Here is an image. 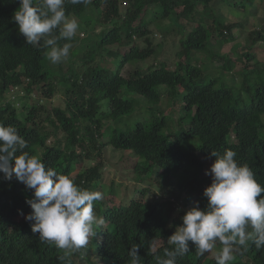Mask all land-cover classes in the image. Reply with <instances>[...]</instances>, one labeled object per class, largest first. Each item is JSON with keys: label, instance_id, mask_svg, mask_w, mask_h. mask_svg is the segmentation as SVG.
<instances>
[{"label": "trees", "instance_id": "1", "mask_svg": "<svg viewBox=\"0 0 264 264\" xmlns=\"http://www.w3.org/2000/svg\"><path fill=\"white\" fill-rule=\"evenodd\" d=\"M215 1L128 0V7L121 11L119 0H87L78 5L66 0V15L80 18L83 24L79 30L86 36L59 43L84 42L87 50L80 55L70 50L68 60L53 65L45 55L46 49L27 45L19 32L13 20L20 7L17 0H0V124L17 128L28 142L24 151L39 156L46 167L68 175L79 187L91 191L103 185L102 161L85 170L76 167L90 162L95 149L96 157L108 146L131 152L137 158L133 169L155 178L154 186L163 198L119 200L111 184L108 194L114 196L112 202H94L97 217H103L105 223L95 227L96 235L84 249L65 255L55 245L42 243L39 234L32 232V224L19 214L31 213L26 200L33 198L32 190L15 178L4 181L0 174V264H129L133 243L143 245L138 252L141 264H154L155 255H163L165 247H173L167 240L182 223L181 217L196 202L201 209L206 207L203 192L210 186L211 177L205 171L215 160L210 156L212 151H235L238 163L247 164L257 182L264 185L263 72L257 70L255 83L243 94H233L225 84L218 86L219 79L203 81L200 67L193 65L199 60L212 63L224 59L210 47V38L215 35L227 42L232 29L241 26L234 21L221 23L214 14ZM155 5L159 8L153 20V25H160L157 32L150 28L151 21L142 20L147 7ZM92 9L98 13L91 20L108 27L91 45L92 30L84 24L88 25L85 16ZM179 18L193 22L192 29L186 31L178 23ZM158 33L163 40L170 34L180 36L176 59L188 61L185 69L170 67L166 59L159 58L163 44L152 41ZM263 34L264 26L249 33L243 68L252 64L254 55L249 51L264 38ZM91 54L97 62L87 67L84 61ZM108 58L118 59L113 70L102 65ZM149 60L143 71L136 69L128 76L121 72L130 63ZM65 62L68 74L62 69ZM256 64L261 63L254 62L255 68ZM78 70L82 71L80 75ZM14 90L13 101L6 99ZM56 93L62 97L63 108L52 104ZM166 95L180 98L182 115L176 132L165 130L167 118L157 108ZM136 104L153 113L151 120L121 131L110 127L109 121L129 115ZM23 109H27L24 116ZM44 120L64 140L48 145L49 134L41 133ZM179 206L183 207L179 218L173 228L168 227L172 211L179 210ZM153 242L155 252L150 250ZM190 247L186 256L177 258V264H216L215 257L208 259L207 253L197 256L191 242ZM234 256L229 264H264V249L257 250L251 242L246 251L241 249Z\"/></svg>", "mask_w": 264, "mask_h": 264}, {"label": "clouds", "instance_id": "2", "mask_svg": "<svg viewBox=\"0 0 264 264\" xmlns=\"http://www.w3.org/2000/svg\"><path fill=\"white\" fill-rule=\"evenodd\" d=\"M20 7L13 20L26 44L46 49V57L53 64L69 59L71 43L60 45L61 40L71 41L80 25L65 13L66 0H17ZM73 5L87 0H67ZM84 33H80L82 38ZM28 142L14 126L0 124V174L4 181L14 178L33 192L26 200L31 213L19 214L32 224V232L39 234L42 243L55 245L69 252L84 249L89 239L96 235L95 227L105 223L97 217L94 202L103 199L100 191L79 187L68 175L59 174L46 167L37 155L24 151ZM215 157L205 175L211 184L204 192L206 207L199 202L182 217L175 227L163 255L154 256V264H177V258L186 256L194 246L197 256L212 253L217 243L222 247L215 253L216 264H229L234 253L247 250L251 242L257 250L264 249V185L255 179L247 164L236 160L237 153L231 149L223 154L210 153ZM158 195L156 198L158 199ZM169 227H172L171 225ZM143 245L133 243L129 250V264H141L138 255ZM155 252V243L151 246Z\"/></svg>", "mask_w": 264, "mask_h": 264}, {"label": "rangeland", "instance_id": "3", "mask_svg": "<svg viewBox=\"0 0 264 264\" xmlns=\"http://www.w3.org/2000/svg\"><path fill=\"white\" fill-rule=\"evenodd\" d=\"M119 3L121 11L128 7L129 4L128 0H119ZM212 5L215 6L214 14L221 23L227 24L232 23L229 21H234L235 23L240 24L241 26H236L232 29L231 35L228 36L227 42L218 40L215 35L210 38V47H212L214 52H216L217 54L223 55L224 59H222L221 61H213L212 63H210V60H199V63H193V65L195 64L200 67L202 71L201 78L203 81L219 79L218 86L221 84H225L233 94H243L247 86L255 83V79L258 76L259 72H263L264 75V71H262L264 69V38L262 40H257L255 46H252V49L249 51V53H252L254 55L252 64L244 68L242 67L245 64L243 52L247 51L248 46L250 45L249 33L254 29L258 30L260 27L264 26V0H254V2L253 0H216L215 2H212ZM179 11V9H176L177 14H179ZM158 12L159 8L155 5L153 7H147V10L144 12V15H142V20L144 22L151 21L150 28L154 32H157L156 29L160 27L159 24L153 25V20L158 14ZM97 13H95L94 9H92V12H87L85 16L88 20V25L84 24V26H87L86 29L92 30V42L90 43L91 45L96 41L97 35L108 27L106 25L96 24L95 20H91V18L95 17L92 15H96ZM72 18H75L79 25L80 23L83 24L80 18L70 17L69 19ZM178 23L184 25L186 31L191 30L194 26L193 22H188L180 18ZM172 28H174V26H172ZM80 33L81 30H78L75 37L78 36L79 39H82L86 36L84 34V36L81 38ZM152 41L154 44H157L159 42L163 44L162 54L161 56H159L161 60L166 59L170 67L176 68L178 65L183 69L186 68V66L188 65V61L183 58L176 59V54L179 51V35L174 36L170 34L165 40H163L160 35L156 37L153 36ZM89 47L91 46H88V48ZM129 47L130 46L126 48ZM70 50H74L80 55L87 50V47L84 46V42L79 41L72 45V48ZM117 60L114 58H108L107 61L102 63V65L106 67L110 66V69L113 70ZM84 62L87 67H92L97 62V59H95V56L91 54L85 59ZM254 62H258L261 64H256L255 68V65H253ZM149 64L150 60L130 63L124 68H122L121 72L124 76H128L129 73L133 72L136 69H141L142 71L145 70L149 66ZM68 66V62L62 64V69L64 73H69ZM229 66L234 67L229 69ZM257 70H259V72ZM81 72V70H78L79 75ZM12 93L13 95L11 93L7 94L5 96L6 99H10L13 101L14 97L16 96V91L14 90ZM59 94L60 93L55 94L54 98L52 99V104L54 106H60L61 108H63L64 103L62 102V97ZM128 98L138 99L140 101L142 100L141 97L135 95H129ZM179 99L180 98H178L177 95H166L161 98L157 106L158 111L160 110L163 116L167 118L168 129L165 128L166 131L169 130V132H176L179 130L180 126L179 124H177V121L182 115L180 111ZM25 112H27V109H23V116L25 115ZM152 117L153 113L150 110H147L141 105L136 104L132 113L122 117L118 121H109V123L112 129H117L121 131L130 126L133 127L137 122L149 121ZM42 124L43 126L41 133L43 135H45L46 133L49 134V138L47 141L48 145H51L58 139L64 140L61 134L57 135V132H55L54 129L49 126L47 120H44ZM104 124L107 125L108 123L105 122ZM186 125L187 123L184 121V126ZM261 137L264 138V132L261 133ZM99 141L104 142L105 140L100 138ZM95 150L92 152V160L90 162L84 161L82 164H80L79 167H76V169L85 170L88 167H93L94 165H96L99 160L102 161L101 171L103 185L101 188H97L96 191H100L103 194V199L99 201L103 202L104 204L112 202L114 196L108 194L109 187L111 184L113 185V189L116 192L115 197L119 200H124L126 198L131 199L132 197H139L140 201L151 199L160 201V199L156 198V195H158L159 197L161 195L154 186L155 184L157 185L155 178L150 176H144L140 172H136L133 169L137 161L135 155H132L131 152L127 153L123 150H113L108 146L103 149L100 157H96L97 153ZM208 169H210V167L206 168V170ZM160 198L163 199L162 197ZM178 208L179 210L172 211L170 220L168 222V227L171 225V228H173L174 221L179 218L178 216L180 215V211L183 210V207L179 206ZM221 247L222 246L217 243L213 252L207 253L208 259L214 258L215 253L219 251Z\"/></svg>", "mask_w": 264, "mask_h": 264}]
</instances>
